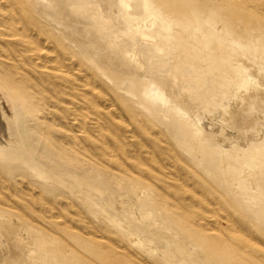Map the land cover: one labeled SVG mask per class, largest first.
<instances>
[{"label": "rangeland", "instance_id": "obj_1", "mask_svg": "<svg viewBox=\"0 0 264 264\" xmlns=\"http://www.w3.org/2000/svg\"><path fill=\"white\" fill-rule=\"evenodd\" d=\"M16 1L0 0V264H264V0H89L99 37L90 15Z\"/></svg>", "mask_w": 264, "mask_h": 264}, {"label": "bare ground", "instance_id": "obj_2", "mask_svg": "<svg viewBox=\"0 0 264 264\" xmlns=\"http://www.w3.org/2000/svg\"><path fill=\"white\" fill-rule=\"evenodd\" d=\"M6 1H8V0H6ZM15 1V0H14ZM10 2H11V0H10ZM16 2H19V3H21V2H23V0H19V1H16ZM54 2H55V5L57 6V7H61V8H67V7H69V9H70V11H74V12H79V13H81V14H84V15H90V18L94 21V25H93V27H94V29H96V37H99L101 34H102V28H104V23H102V22H100V21H98L99 20V17H98V14L93 10V8H92V4H91V2H89V0H80V1H78V2H75L74 0H54ZM125 2V1H124ZM224 2V1H223ZM255 2V1H254ZM12 3V2H11ZM25 4V3H24ZM8 5V4H7ZM10 5H12L13 6V3L12 4H10ZM54 5V6H55ZM234 5V4H233ZM1 6H2V3H1ZM0 6V7H1ZM22 6H23V4H22ZM21 6V7H22ZM25 6H26V4H25ZM127 6H128V4H127ZM2 8H4V9H6V7H3L2 6ZM132 8L134 9V11H138V12H141V11H151V10H155V9H153L152 7H151V4L147 1V0H136V2L134 3V5L132 6ZM7 9H8V11H9V9H10V7H7ZM24 10H26V9H24ZM258 10H264V7H262V8H259ZM16 11V10H15ZM27 11V10H26ZM11 13L13 12V11H10ZM30 12V11H29ZM1 13V12H0ZM10 13V14H11ZM14 13V15L15 16H17L16 14H15V12H13ZM261 13V12H260ZM1 17V16H0ZM4 16H2V18H3ZM6 17V16H5ZM17 18V17H16ZM3 19H7V18H3ZM19 20V19H18ZM6 21V20H5ZM4 21V22H5ZM22 21V20H21ZM17 22H19V21H17ZM141 23V22H140ZM1 24V23H0ZM9 24V23H8ZM139 24V23H138ZM2 25V24H1ZM1 25H0V27H1ZM3 25H6V22H5V24H3ZM135 25V24H134ZM152 26V25H151ZM3 28L4 27H6V26H2ZM142 27H143V25H142ZM257 26H255L254 28H256ZM6 28H9V27H6ZM5 28V29H6ZM22 29V28H21ZM21 29H20V31H21ZM135 29V28H134ZM133 29V30H134ZM28 31V30H27ZM1 32V31H0ZM32 32L33 31H31V34H32ZM37 32V31H36ZM18 33V32H17ZM1 34V33H0ZM19 34V33H18ZM39 34V33H38ZM27 35V34H26ZM142 35V37H143V39H145L147 42H149L151 39L149 38V36H147V35H145V34H141ZM0 36H5V35H0ZM12 36V35H11ZM15 36H17L18 37V35L15 33ZM14 37V36H13ZM11 38V37H10ZM38 38H39V36H38ZM35 40H36V38H35ZM97 41H99V39L97 40ZM34 42V41H33ZM32 43V42H31ZM42 43H45V41H43ZM51 43V42H50ZM41 44V43H40ZM42 45V44H41ZM52 47V46H51ZM108 47L110 48V50H113V49H115L116 48V46H114V45H108ZM107 47V48H108ZM46 48H49V46L48 47H46ZM30 49H32V48H30ZM30 49H29V51H30ZM44 50V49H43ZM51 50H53V48H51ZM28 51V50H27ZM35 51V50H34ZM33 52V51H32ZM51 52V51H50ZM52 53H53V51H52ZM38 56V55H37ZM36 56V57H37ZM47 55H45V57H46ZM72 56L74 57L75 55H73L72 54ZM0 57H1V55H0ZM20 57V56H19ZM53 57V55L50 57V61L52 60L51 58ZM71 57V56H70ZM70 57H68V59H70ZM2 58V57H1ZM6 57H4V59H5ZM9 58V57H8ZM44 58V57H43ZM49 58V57H48ZM76 58V57H75ZM72 59V58H71ZM12 60V59H11ZM42 60H44V59H42ZM47 59L45 58V61H46ZM245 60H248V58H246L245 57V59H244V62H245ZM36 61V60H35ZM34 61V62H35ZM63 61V60H62ZM65 61H66V59H65ZM69 61V60H68ZM76 61H77V58H76ZM81 61V60H80ZM21 63H22V60L20 61ZM52 62H53V60H52ZM75 62V61H74ZM76 63H78V62H76ZM47 64V63H46ZM41 64H39L38 66H40ZM81 65V64H80ZM85 65V64H84ZM241 65H243L244 66V64L242 63ZM16 66V65H15ZM18 66V65H17ZM71 66H73V65H71ZM76 66H78V65H76ZM83 65H81V67H82ZM86 66V65H85ZM246 66V65H245ZM41 67H42V65H41ZM67 67H70V65L69 66H67ZM39 68V67H38ZM51 68L52 67H49V69L51 70ZM70 68H72V67H70ZM73 68H74V66H73ZM76 68V67H75ZM85 68V67H84ZM258 68H260V70H264V66H261V65H258ZM40 69V68H39ZM57 69H58V67H57ZM19 70H20V68H19ZM59 70V69H58ZM249 70H250V68H249ZM73 71V70H72ZM90 71V70H89ZM90 72H92V71H90ZM251 72V71H250ZM69 73V72H68ZM84 73H86V71H84ZM92 74V73H91ZM253 74V73H252ZM78 75H80V74H78ZM94 75V74H93ZM251 75V74H250ZM73 76V75H72ZM82 75H80L79 77H81ZM78 77V76H77ZM76 77V78H77ZM92 77V76H91ZM98 77V76H97ZM252 79L253 80H255L256 79V76H255V74H253L252 75ZM73 80V79H72ZM71 80V81H72ZM80 80V79H79ZM101 79H99L98 81H100ZM70 80H68V82H69ZM76 81V80H75ZM84 81H86V80H84ZM83 81V82H84ZM67 82V81H66ZM74 82V81H73ZM72 82V83H73ZM88 82V81H87ZM87 82H85V83H87ZM91 82H93V81H91ZM95 82H97V81H95ZM71 83V82H70ZM70 83H68L69 84V86H70ZM71 83V84H72ZM100 84H101V81H100ZM103 84V83H102ZM264 84V83H263ZM76 85H77V83H76ZM98 85H99V83H98ZM136 85H137V83L136 84H134V86H133V88H135L136 87ZM72 86V85H71ZM70 86V87H71ZM74 86V85H73ZM104 86V85H103ZM77 87V86H76ZM83 87H84V85H83ZM96 87H98V86H96ZM100 87H101V85H100ZM72 88V87H71ZM82 88V87H81ZM247 88L248 89H252V87L250 86V85H247ZM79 89V88H78ZM98 89H100L99 87H98ZM97 89V90H98ZM108 89V88H107ZM71 91L72 90H74V89H70ZM75 90H77V89H75ZM100 91V90H99ZM102 92H106V90L105 91H102ZM82 93V92H81ZM85 93V92H84ZM83 93V94H84ZM107 93V92H106ZM89 94H91V93H89ZM88 94V95H89ZM104 94V93H103ZM108 94V93H107ZM102 95V94H101ZM144 98H145V100H153V99H155L156 98V96H155V94L154 93H152L150 90H147V91H145L144 92ZM239 96V95H238ZM89 97H91V100L93 99V95L92 96H90L89 95ZM95 98V97H94ZM101 98V97H100ZM161 98H163V96L161 97ZM160 98V99H161ZM164 99V98H163ZM97 100V99H96ZM105 100H106V97H105ZM107 101H109V98L107 99ZM163 101V100H162ZM165 101H166V99H165ZM3 102H4V100H3ZM5 103V102H4ZM3 103V104H4ZM106 104L108 103V102H105ZM105 103H103L102 105L104 106V104ZM165 103V102H164ZM241 103H242V101H241V97H236V99H235V103H234V105L232 104V107L230 106L229 108V110L228 111H225L223 114H224V116L222 117L223 119H225L227 122H228V124L229 123H231V122H233L234 120H237V113H238V110H239V106L241 105ZM90 104H91V102H90ZM92 104H94V101H93V103ZM91 104V105H92ZM101 105V104H100ZM99 105V106H100ZM94 106V105H93ZM92 106V107H93ZM102 106V107H103ZM107 106V105H106ZM111 106H113V105H111ZM1 107V106H0ZM9 107V106H8ZM7 107V108H8ZM51 107H52V105H51ZM53 107H55V105L53 106ZM109 107V106H108ZM116 107V106H115ZM94 108V107H93ZM95 108H96V106H95ZM4 108H2V110H3ZM97 109V108H96ZM119 109V108H118ZM6 110V109H5ZM108 110V109H107ZM1 111V110H0ZM5 112H7V111H5ZM78 112H80V110L78 111ZM138 112V111H137ZM183 112V111H182ZM116 113V112H115ZM114 113V114H115ZM9 114V113H8ZM7 114V115H8ZM43 114V113H42ZM112 114V113H111ZM10 115V114H9ZM182 115H183V117L186 119V115L184 114V113H182ZM11 117V116H10ZM115 117H116V115H115ZM43 118H45V115H44V117ZM42 118V119H43ZM118 118H119V116H118ZM41 119V118H40ZM120 119V118H119ZM1 121V120H0ZM47 121V120H46ZM124 121V120H123ZM141 121V120H140ZM224 121V120H223ZM226 121H224V122H226ZM2 122V121H1ZM126 122V121H125ZM124 123V122H123ZM146 123V122H145ZM192 123V122H191ZM1 124H3V123H1ZM0 124V125H1ZM4 125V124H3ZM141 125H143V124H141ZM128 126H129V124H128ZM4 127V126H3ZM6 127V126H5ZM89 127V126H88ZM188 128L190 127V125L189 126H187ZM107 130V129H106ZM126 131H127V129H125ZM133 130V129H132ZM150 130V129H149ZM76 131V130H75ZM128 131H131V129H129ZM163 132V131H162ZM7 132H6V130L4 131V134H6ZM129 133V132H128ZM158 133V132H157ZM99 134H100V132H99ZM101 134H102V132H101ZM122 134V133H121ZM130 134H131V132H130ZM154 134V133H153ZM160 135H161V131H160V133H159ZM162 134H165V133H162ZM2 135V134H1ZM122 135H124V134H122ZM156 135V134H155ZM131 135H129L128 137H130ZM163 136V135H162ZM161 136V137H162ZM5 137V136H4ZM137 137V136H136ZM167 137V136H166ZM191 140H193V141H195V142H197V141H199L200 139H199V137H197V136H195V135H193V134H191V135H189L188 136ZM117 138V137H116ZM125 138H127L126 136H124V139ZM132 138V137H131ZM1 140V139H0ZM161 140V139H160ZM168 140V139H167ZM99 141V140H98ZM162 141H166V140H163L162 139ZM144 142V141H143ZM163 142V143H164ZM168 142V141H167ZM2 144V143H1ZM165 144H167V143H165ZM143 144H141V146H142ZM168 145H169V142H168ZM170 146V145H169ZM173 147V146H172ZM174 148V147H173ZM72 149V148H71ZM135 151V150H134ZM146 151V150H145ZM176 152V151H175ZM261 152V151H260ZM147 153V152H146ZM150 154V153H149ZM131 155H133V154H131ZM182 159V158H181ZM256 159H257V161H260V160H262L263 162H264V158H261V157H256ZM159 162V161H158ZM172 165L174 164L173 162L171 163ZM161 166H163V165H161ZM188 166H189V164H188ZM170 167H172L171 165H170ZM173 168V167H172ZM244 170H246V169H243L242 171H244ZM169 171V170H168ZM165 172V171H164ZM243 173V172H242ZM250 173V172H249ZM248 173V174H249ZM176 175V174H175ZM169 179H172V178H169ZM174 180V179H173ZM185 182H187L186 180H185ZM184 182V183H185ZM187 185H188V182H187ZM192 185V184H191ZM8 188V187H7ZM193 190H195V189H193ZM201 191V190H200ZM199 193V192H198ZM197 193V194H198ZM163 195V194H162ZM202 196V195H201ZM212 195H210V197H211ZM213 198H214V196H212ZM216 197V196H215ZM217 199H218V197H216ZM220 200V199H219ZM218 200V201H219ZM162 201V200H161ZM202 201V200H201ZM212 201V200H211ZM197 202V201H196ZM213 202V201H212ZM199 203V202H198ZM217 203V202H216ZM220 203V202H219ZM218 203V204H219ZM212 204V203H211ZM191 205H193V204H191ZM196 205V204H195ZM214 205V204H213ZM4 206H5V204H4ZM8 206V205H7ZM224 206V205H223ZM222 206V207H223ZM10 207H12V205L10 206ZM197 207V206H196ZM205 207H207V206H205ZM225 207V206H224ZM208 208V207H207ZM220 208V207H219ZM14 209H15V206H14ZM227 209V208H226ZM201 211H203V209H200ZM209 210V209H208ZM210 210H212L211 208H210ZM219 210V209H218ZM204 211H206V209L204 210ZM219 211H221V210H219ZM5 212V211H4ZM209 212H211V211H209ZM208 213V212H207ZM213 213H214V211L212 212V214L211 215H213ZM228 213V212H227ZM1 214V213H0ZM210 214V213H209ZM233 214H234V212H233ZM21 216H22V214H21ZM225 216V215H224ZM223 216V217H224ZM229 216V215H228ZM233 216H235V215H233ZM215 218H217L216 217V215L214 216ZM237 218V217H236ZM224 219L225 220H229V219H227V217H224ZM198 220V219H197ZM232 220V219H231ZM237 220V219H236ZM195 221V220H194ZM214 221H215V219H214ZM197 222V221H196ZM216 222V221H215ZM235 222V221H234ZM15 223V222H14ZM187 223H189V222H187ZM212 223V222H211ZM64 224V222L62 223V225ZM213 224H214V222H213ZM195 225H197V224H195ZM198 225H199V222H198ZM197 225V226H198ZM203 225H205V224H203ZM203 225H199V227L200 228H202L203 227ZM210 226H212L213 227V225H211V224H209ZM215 225V224H214ZM226 225H228V224H226ZM66 226V225H65ZM202 226V227H201ZM216 226H218L217 224H216ZM215 226V227H216ZM224 227H225V224L223 225ZM208 227V226H207ZM227 227V226H226ZM225 227V229H227ZM229 227V226H228ZM238 227H240V226H238ZM214 228V227H213ZM217 228H219V227H217ZM230 229V228H229ZM228 229V230H229ZM5 230V229H4ZM202 230H204L203 228H202ZM219 230V229H218ZM227 230V232H233L232 230L233 229H231L230 231H228ZM243 230V229H242ZM21 231H22V229H21ZM224 231H226V230H224ZM243 231H245V229L243 230ZM204 232V231H203ZM205 232H206V229H205ZM236 232V231H235ZM18 234V233H17ZM246 234V233H245ZM20 235V234H19ZM58 235V234H57ZM25 236V235H24ZM21 237H22V235H21ZM96 237V236H95ZM19 238V237H18ZM25 238V237H24ZM222 238V237H221ZM23 239V238H22ZM22 239L20 240V241H22ZM105 239H107V238H105ZM224 240V239H223ZM237 240V239H236ZM24 242H25V240H23ZM26 241H28V240H26ZM229 241V240H228ZM110 242V241H109ZM227 242V241H226ZM23 243V242H22ZM21 243V244H22ZM30 243V242H29ZM231 244H233V243H231ZM117 245V244H116ZM48 246V245H47ZM62 246V245H61ZM121 247H122V245H120ZM119 246V247H120ZM41 248V247H40ZM247 248V247H246ZM112 249H113V247H112ZM122 249V248H121ZM65 250V249H64ZM114 250H116V249H113V251ZM33 251V250H32ZM57 252L60 254H62L64 251H63V249L62 248H58L57 249ZM57 252H55L56 254H57ZM122 254L124 253V252H121ZM121 254V255H122ZM131 254V253H130ZM247 254V253H246ZM128 255V254H127ZM131 255H133V254H131ZM252 255V254H251ZM118 256H119V253H118ZM134 256V255H133ZM249 257H250V255H248ZM125 258H128V257H125ZM134 260V259H133ZM136 264V263H135Z\"/></svg>", "mask_w": 264, "mask_h": 264}]
</instances>
